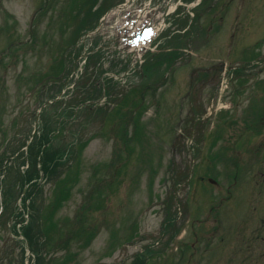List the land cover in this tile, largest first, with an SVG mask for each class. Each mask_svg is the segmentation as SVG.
Masks as SVG:
<instances>
[{
	"label": "rangeland",
	"instance_id": "1",
	"mask_svg": "<svg viewBox=\"0 0 264 264\" xmlns=\"http://www.w3.org/2000/svg\"><path fill=\"white\" fill-rule=\"evenodd\" d=\"M121 2L0 0V264H264V0H183L142 65L86 35Z\"/></svg>",
	"mask_w": 264,
	"mask_h": 264
},
{
	"label": "trees",
	"instance_id": "2",
	"mask_svg": "<svg viewBox=\"0 0 264 264\" xmlns=\"http://www.w3.org/2000/svg\"><path fill=\"white\" fill-rule=\"evenodd\" d=\"M50 142V140L48 139L47 134H44L43 137H41L39 139V147L37 150H34L32 148L31 151V156L34 158L33 161H31L32 163V167L31 170L25 172L23 175L19 176V179H24L23 181H20L22 183H24L23 187L27 184H30L31 181L34 179L33 177H36L35 179L36 182H38V179L40 178V174H39V170L37 168V160L40 157V153L42 151V147L47 145ZM58 153L55 151H51L50 149L46 148L45 151L43 152V155L41 156V167L42 170L44 171V173L49 176L50 174H55L56 170L58 167L64 165L62 164V160L58 157ZM24 157V156H22ZM63 157V156H62ZM30 159V158H29ZM2 161V160H1ZM29 162V160H28ZM30 163V162H29ZM34 175V176H32ZM34 182V183H36ZM6 185H8V182H4ZM38 188V184H34V188L32 187L31 190L28 191V194L26 197L23 198V201H25V203L30 199L31 201L29 202L30 204V208L32 210V213L30 214V218L29 221L27 222V219L25 218V212H29V207L26 206V204H24V209L21 212H16L18 220H19V224H21V234L25 237V239H27L30 243H32V241L35 239V237L41 236V237H46V241L49 242L48 239V233H47V229L45 227V223L42 222V219H39V212L37 209V206L35 204V199H33V196L35 195L36 191ZM4 195H6L7 197V191L4 193ZM9 198H5V200H3V204L4 205H9L8 204ZM0 219H1V215H0ZM37 231V232H35ZM14 232L17 236H20L19 230H15L14 227ZM34 242V241H33ZM264 257V256H263ZM38 263H41V260L38 261Z\"/></svg>",
	"mask_w": 264,
	"mask_h": 264
}]
</instances>
